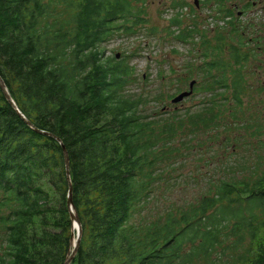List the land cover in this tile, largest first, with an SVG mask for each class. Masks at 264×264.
<instances>
[{"label":"trees","instance_id":"obj_1","mask_svg":"<svg viewBox=\"0 0 264 264\" xmlns=\"http://www.w3.org/2000/svg\"><path fill=\"white\" fill-rule=\"evenodd\" d=\"M144 11V0H0V78L23 117L68 153L81 226L70 264H264V170L230 166L189 208L170 206L153 221L143 214L162 180L157 163L176 153L171 143L184 125L143 117V94L127 89L135 83L129 56L105 58L103 45L115 34L137 36ZM180 25L174 15L167 27L176 41L200 33L193 25L179 34ZM228 25V36L216 31L212 44L199 34L203 62L186 68L209 94L188 123L215 144L227 127L215 109L228 105L227 93V111L242 116L246 71L255 45L264 48L263 38L246 37L248 26ZM226 40L228 62L215 52ZM224 139L218 148L231 143ZM67 191L61 145L28 127L0 89V264L64 263L72 250ZM225 251L233 253L227 262Z\"/></svg>","mask_w":264,"mask_h":264},{"label":"rangeland","instance_id":"obj_2","mask_svg":"<svg viewBox=\"0 0 264 264\" xmlns=\"http://www.w3.org/2000/svg\"><path fill=\"white\" fill-rule=\"evenodd\" d=\"M227 2V6L233 8L234 14L242 12L239 18H234L237 28L243 30L248 26L246 37L258 40L260 34H264V0H227ZM144 3L147 23L138 31L139 34L130 37L115 34L103 45V49H105V58L115 56L117 60H121L129 56L128 64L134 68L135 83L128 84L127 89L132 96H138V92L143 94L145 101L142 106L143 117L162 125L172 123L176 119L181 120L184 125L178 130L171 143L176 153L157 163L155 176L162 180L158 182L154 192L155 197L151 198V202L143 210L146 219L153 221L163 216L170 206L182 211L189 208V204H195L202 195L206 194L208 183L219 182L221 178L228 176L225 172L230 170V166L234 168L239 166L240 169H252L256 172L264 170V48L257 42L259 45H255L254 51L257 56L251 59L250 69L246 71L241 105L242 116H232L235 111H227V107L232 102L227 93L225 99L228 105L215 109L214 113L219 111L227 123V127L220 130L221 139L215 144L211 140V133L204 132L199 127L191 128L188 123L187 114L201 113V106L206 102L209 94L199 91L201 78L197 70L189 74L186 68H189L191 63L195 67L203 62L200 55L203 50L200 49L199 34L205 36L212 44L216 31H221L227 37L231 26L218 24L214 19L215 11L203 9L200 19L204 21L199 20L198 24L194 23L200 33L183 44L168 36L167 27L169 20L177 14V10L184 8L171 9L176 0H144ZM246 4H250L248 9L244 7ZM183 14L188 15L183 18L184 26L181 29L188 30L186 26L192 27L191 22H194L190 19L193 13L184 11L181 15ZM251 24L255 25L256 34ZM260 38L264 39V37ZM228 44L229 41L226 40L222 44V49L215 51L224 52L223 57L227 62L229 58L226 53L232 51ZM237 46V43L232 44L233 48ZM253 47L254 45H250V50ZM241 52H245V49ZM160 75L162 76L159 77ZM191 82H193V95L181 103L171 104V99L179 93L188 92V85ZM198 129L200 130L197 132ZM225 137H229L231 143L226 149L218 148L221 140L227 144ZM238 169L236 176L240 178L241 173ZM246 173L250 172L244 174ZM169 179H171V190L165 189ZM3 235V230L0 228V237ZM262 242L264 243V236ZM4 245L2 242L0 254ZM248 246V242L238 246V253L247 251ZM219 253L217 251V255ZM229 256H233V253L225 251V257L221 260L227 262Z\"/></svg>","mask_w":264,"mask_h":264},{"label":"water","instance_id":"obj_3","mask_svg":"<svg viewBox=\"0 0 264 264\" xmlns=\"http://www.w3.org/2000/svg\"><path fill=\"white\" fill-rule=\"evenodd\" d=\"M192 88H193V82H191L189 84L188 92H182V93L178 94L176 97L172 98L171 99V104L181 103L183 100L188 98L192 94ZM0 89L3 92V94H4L5 98H6V100L8 101V103L12 106V108L14 110H16V112L19 114L21 119L27 124L28 127H30L32 130H34L35 132H37L39 134L47 135V136H50V137L54 138L61 145L62 156H63L64 166H65V175H66V180H67V183H68L67 208L69 210L70 219H71V222H72V231H71V237H70V244L72 246V250L67 255V257H66V259H65L63 264H70L72 258L74 257V255L76 253V249H77L78 244H79V239H80V236H81V226H80V222H79L78 216L75 213L74 206H73L72 199H71L72 189H71V184H70L69 159H68L67 150L61 144V141L57 137L36 129L35 127H33V125L30 122H28L23 117V115L18 111V109L15 106V103L13 102L11 97L9 96V94L7 92V89H6L5 85H4V82L2 81L1 78H0Z\"/></svg>","mask_w":264,"mask_h":264},{"label":"flooded vegetation","instance_id":"obj_4","mask_svg":"<svg viewBox=\"0 0 264 264\" xmlns=\"http://www.w3.org/2000/svg\"><path fill=\"white\" fill-rule=\"evenodd\" d=\"M227 0H176L175 8L174 9H179V8H184V9H180V11L177 10V16L178 18L181 20V25L179 27V34H181L183 31H188L185 29H181L182 26H184V22L182 21L183 18L185 16H187L188 14H182V12L187 11V13H193L191 15V21L193 20L194 22H191V25L193 27V25H196L194 23L198 21H204L202 19H200V16H202L203 9L209 10V11H215L214 13L216 14V16H214V19L216 20V22L218 24H223L225 26L229 24V22H235L234 18H239L238 16H240V14H242V12H238L237 15L234 14V12L232 11L231 8H229L227 6ZM245 9H248V4H246V6H244ZM229 12H231V16L229 15ZM198 18H195V17ZM211 19H213V17H211ZM196 20V21H195ZM260 37H264V34H260ZM180 43L185 44L182 41H179Z\"/></svg>","mask_w":264,"mask_h":264}]
</instances>
